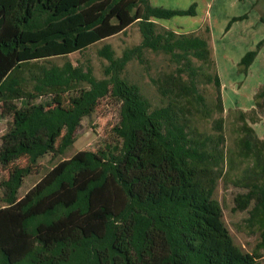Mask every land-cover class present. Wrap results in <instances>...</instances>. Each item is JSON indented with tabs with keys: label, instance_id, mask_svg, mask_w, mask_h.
Returning <instances> with one entry per match:
<instances>
[{
	"label": "trees",
	"instance_id": "trees-1",
	"mask_svg": "<svg viewBox=\"0 0 264 264\" xmlns=\"http://www.w3.org/2000/svg\"><path fill=\"white\" fill-rule=\"evenodd\" d=\"M194 15L195 6L173 10L151 0H0V108L6 110L0 120L11 118L0 152L8 174L0 181V264H262L259 251L235 243L215 195L229 163L253 161L252 182L235 197L234 210L251 207L264 248V140L243 112L236 149L227 148L223 118L214 121L213 134L201 130L214 104L225 111L209 38L158 27ZM136 23L139 46L120 58L110 45L100 51L109 62L102 79L91 65L46 64ZM263 45L244 55L240 72L247 74ZM146 50L178 65L155 81L168 100L161 107L123 76L131 60L145 63ZM201 83L214 85V102L200 92ZM107 96L121 104L113 128L119 143L60 161L19 197L24 178L58 136L65 132L63 153ZM255 98L259 104L264 89Z\"/></svg>",
	"mask_w": 264,
	"mask_h": 264
},
{
	"label": "rangeland",
	"instance_id": "rangeland-1",
	"mask_svg": "<svg viewBox=\"0 0 264 264\" xmlns=\"http://www.w3.org/2000/svg\"><path fill=\"white\" fill-rule=\"evenodd\" d=\"M155 7L173 10H188L195 6L194 16H175L170 20L158 21L160 30L169 29L178 33H195L209 38L212 58L222 82V97L225 111L221 114L215 104L212 115L201 120V130L213 134L214 121L219 118L225 120L224 135L227 148L236 149V142L241 138V126L244 121L240 113L246 115V122L261 140H264V98L258 102L256 95L264 89V45L249 67L247 74L240 72L239 63L248 51L256 49L257 44L264 40V0H151ZM244 17L234 22L227 30L234 18ZM209 28L210 31H207ZM143 37L138 23L129 27L124 33L104 40L89 47L83 52L74 53L67 57H55L46 61L63 66L67 61L74 65H91L97 78H104L108 60L100 55L105 45H110L115 56L120 58L127 49H133L142 43ZM145 63L137 59L131 60L123 76L129 82L140 87L142 93L149 99L153 107H161L168 100L158 91L155 81L166 74L175 73L178 65L167 55L146 50ZM200 92L208 102H214L216 90L213 84L201 83ZM20 107V104H18ZM120 102L107 96L99 102L95 113L83 120L77 130L73 144L63 153L59 152L65 132L56 139L55 149L42 157L33 165L32 173L24 178L19 197H23L37 182H39L56 164L72 157L79 151H105L108 145L118 144L113 128L119 121ZM0 111L6 114L1 106ZM11 118L6 116L0 120V152L5 146L4 135L7 133ZM236 158V157H235ZM26 166L28 161H20ZM253 161L236 159L232 166L226 167L228 174L220 180L216 191V199L223 208L224 221L235 241L246 252L259 251L260 261L264 264V248H260L261 224L253 218L249 211H235V197L245 193V187L251 181ZM231 169V170H230ZM230 170V171H229ZM7 171L0 165V181L7 177Z\"/></svg>",
	"mask_w": 264,
	"mask_h": 264
},
{
	"label": "crops",
	"instance_id": "crops-1",
	"mask_svg": "<svg viewBox=\"0 0 264 264\" xmlns=\"http://www.w3.org/2000/svg\"><path fill=\"white\" fill-rule=\"evenodd\" d=\"M221 79V78H220Z\"/></svg>",
	"mask_w": 264,
	"mask_h": 264
}]
</instances>
